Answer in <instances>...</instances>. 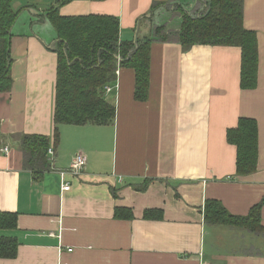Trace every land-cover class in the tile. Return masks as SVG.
Returning <instances> with one entry per match:
<instances>
[{"label":"crops","instance_id":"obj_1","mask_svg":"<svg viewBox=\"0 0 264 264\" xmlns=\"http://www.w3.org/2000/svg\"><path fill=\"white\" fill-rule=\"evenodd\" d=\"M61 1L12 4L20 12L10 42L12 84L0 93V150L8 149L0 152V213H16L17 221L0 236L16 239L18 248L0 264H264V0L242 2L243 27L257 41L255 88L240 86L238 47L195 45L185 52L178 43L152 42L145 101L134 98V71L119 69L105 95L115 106L113 122L60 125L55 135L62 42L44 15ZM165 3L186 11L201 5L69 0L58 13L116 17L120 38L134 43L150 33L151 7ZM245 118L257 125V165L239 176L227 130ZM32 135L49 140L48 169L38 178L24 167L18 140ZM75 155L86 159L78 175L69 172ZM207 200L237 218L260 205L263 230L207 225ZM115 208L130 210L132 219H116ZM146 211L161 217L145 219Z\"/></svg>","mask_w":264,"mask_h":264},{"label":"trees","instance_id":"obj_2","mask_svg":"<svg viewBox=\"0 0 264 264\" xmlns=\"http://www.w3.org/2000/svg\"><path fill=\"white\" fill-rule=\"evenodd\" d=\"M15 0H0V93L10 90L12 28L19 16L12 4ZM59 5L46 10V19L54 28L61 45L57 51L53 131L58 134L60 125H107L113 122L115 106L105 99L104 88L116 81L119 69L130 68L135 74L134 98L143 102L148 96L150 46L152 42L178 43L183 51L195 45L230 46L241 50L242 89H253L257 81V41L255 33L243 27V0H199L196 15L182 8L179 28L170 30L156 25L150 37L132 43L120 38L119 20L106 15L61 17ZM166 4H155L151 12L162 11ZM193 9L194 10H196ZM192 11V10H191ZM154 12V18H155ZM42 17V16H41ZM64 45V49L61 46ZM26 169L38 178L48 169L46 153L48 138L40 135L18 138ZM227 141L236 147V172L239 176L253 173L257 165L258 131L254 120L240 119L237 126L227 130ZM260 205L254 206L245 218L230 216L214 200H207L204 221L207 225L239 227L258 234ZM118 220L132 219L125 208H115ZM159 212L146 211L145 219H159ZM16 213H0V230H12ZM18 242L0 236V259H14Z\"/></svg>","mask_w":264,"mask_h":264},{"label":"rangeland","instance_id":"obj_3","mask_svg":"<svg viewBox=\"0 0 264 264\" xmlns=\"http://www.w3.org/2000/svg\"><path fill=\"white\" fill-rule=\"evenodd\" d=\"M196 7H199V5H197ZM195 7V8H196ZM164 10L162 11H153L150 12L149 14V19H150V24H149V28L150 30H152V28H155V25H165L167 26L168 29L170 30H177L179 28V22H180V15H181V12H182V8H180L179 6H175L173 4L169 5V4H166V6L163 7ZM193 8V9H195ZM191 10H187L186 13H188L189 11L191 12L190 14L192 15H196V13H198L199 9L196 8V10L193 11ZM154 12H157L155 13V18H154ZM156 21V23H155ZM47 28H50L51 30H54L52 25L47 21ZM49 26V27H48ZM44 29L46 27H43ZM17 29V28H16ZM151 34L149 33V35L147 37H150ZM258 52V51H257Z\"/></svg>","mask_w":264,"mask_h":264},{"label":"built area","instance_id":"obj_4","mask_svg":"<svg viewBox=\"0 0 264 264\" xmlns=\"http://www.w3.org/2000/svg\"><path fill=\"white\" fill-rule=\"evenodd\" d=\"M105 91V95L108 94V92L111 91V87L107 86L104 88ZM1 153L7 154L8 153V149L7 148H3L2 150H0ZM48 153L51 154L52 150L49 149ZM86 166V159L85 157H83L82 155H75L74 159H73V163L69 168V172L72 173L73 175H78L80 174ZM66 171H61L60 174L63 177V175L65 174ZM63 190H68V187L65 186L63 188ZM68 251H71L70 249H68Z\"/></svg>","mask_w":264,"mask_h":264}]
</instances>
